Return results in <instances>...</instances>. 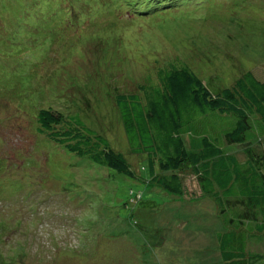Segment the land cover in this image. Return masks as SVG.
<instances>
[{"label":"rangeland","instance_id":"374dc122","mask_svg":"<svg viewBox=\"0 0 264 264\" xmlns=\"http://www.w3.org/2000/svg\"><path fill=\"white\" fill-rule=\"evenodd\" d=\"M85 1L93 0H68L78 7ZM173 1L141 13L150 5L114 2V12L104 16L58 18L40 37L35 24L20 33L11 13L5 10V24L0 17V217L22 219L0 229L7 262L21 244L23 264H74L59 255L68 247L88 252L78 264H223L217 246L222 217L194 173L184 176L182 195L170 194L80 156L38 128V110L52 108L62 113L63 126L99 133L113 144L114 94L145 75L139 53H159L152 59L160 60L178 52L171 43L181 52L188 48L187 62L211 87L248 69L264 79V0ZM183 9L185 16L173 19ZM131 52L140 56L130 57L128 66ZM119 126L128 145L121 119ZM130 188L141 191L137 202ZM81 224L90 228L87 234Z\"/></svg>","mask_w":264,"mask_h":264},{"label":"trees","instance_id":"16d2710c","mask_svg":"<svg viewBox=\"0 0 264 264\" xmlns=\"http://www.w3.org/2000/svg\"><path fill=\"white\" fill-rule=\"evenodd\" d=\"M47 1L0 0V17L5 24L10 21L5 17V10L11 13L14 16L11 19L20 23V33L32 30L26 25L35 24L33 30L40 37L39 33L52 30L48 26L58 18L63 17V20L57 23L75 22L85 14L97 15L101 11L104 16L114 12L109 5L125 0L85 1L88 7L84 4L83 7L74 6L68 0L52 4ZM182 1L185 0L177 4L187 3ZM134 2V6L138 2L146 3L145 6L138 4L137 8L150 5L139 10L140 13L150 7L176 5L173 0ZM179 12L181 15L176 14L173 19L185 16L184 9ZM178 46L179 43H171L169 48L178 52L163 53L160 60L152 59L159 53L149 57L139 53L143 55L145 75L136 77L137 80L129 85L132 88L122 89L113 96L116 107V119L110 129L115 135L113 144L99 133L63 126L62 113L52 108L38 110V128L80 156H87L93 162L170 194L182 195L184 176L194 173L201 194L216 203L220 214L217 213L222 217L224 230L217 231V246L223 264H264V79L248 69L226 85L211 87L187 62L188 48L185 53ZM128 54L127 60L124 59L128 66L130 57L140 56L136 52ZM199 71L206 72L204 64L199 66ZM120 119L128 145L122 134L118 135L121 133ZM121 140L124 146L120 145ZM236 148L240 149L242 157L234 151ZM129 193L132 202L142 198L140 190L130 188ZM9 217L11 224L10 220L0 217V229L11 230V225L22 220ZM81 225V231L87 234L92 223L89 229ZM23 248L21 244L14 246L8 262L0 252V264H23L18 260L23 257L20 256ZM59 253L63 260H71L74 264L84 259V253L88 259V252L82 247L81 252H73L68 247Z\"/></svg>","mask_w":264,"mask_h":264}]
</instances>
